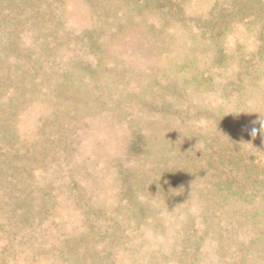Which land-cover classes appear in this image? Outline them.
<instances>
[{
	"label": "rangeland",
	"instance_id": "obj_1",
	"mask_svg": "<svg viewBox=\"0 0 264 264\" xmlns=\"http://www.w3.org/2000/svg\"><path fill=\"white\" fill-rule=\"evenodd\" d=\"M262 124L264 0H0V264H264Z\"/></svg>",
	"mask_w": 264,
	"mask_h": 264
},
{
	"label": "clouds",
	"instance_id": "obj_2",
	"mask_svg": "<svg viewBox=\"0 0 264 264\" xmlns=\"http://www.w3.org/2000/svg\"><path fill=\"white\" fill-rule=\"evenodd\" d=\"M262 129H264V124L261 125V127L258 129L256 127H252L250 130H249V134L251 136H254L256 135L258 132L260 133H264V131H262Z\"/></svg>",
	"mask_w": 264,
	"mask_h": 264
}]
</instances>
